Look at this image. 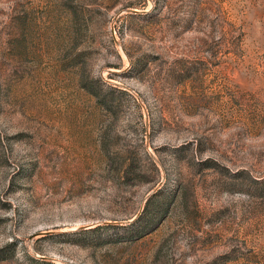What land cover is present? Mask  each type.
<instances>
[{
	"label": "rangeland",
	"instance_id": "374dc122",
	"mask_svg": "<svg viewBox=\"0 0 264 264\" xmlns=\"http://www.w3.org/2000/svg\"><path fill=\"white\" fill-rule=\"evenodd\" d=\"M0 264H264V0H0Z\"/></svg>",
	"mask_w": 264,
	"mask_h": 264
},
{
	"label": "trees",
	"instance_id": "16d2710c",
	"mask_svg": "<svg viewBox=\"0 0 264 264\" xmlns=\"http://www.w3.org/2000/svg\"><path fill=\"white\" fill-rule=\"evenodd\" d=\"M150 203H151V199H149V202H148V204L150 205Z\"/></svg>",
	"mask_w": 264,
	"mask_h": 264
}]
</instances>
